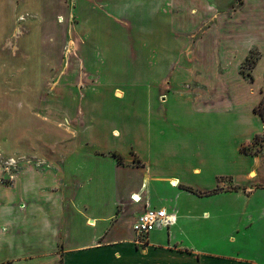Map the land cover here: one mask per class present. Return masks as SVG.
Returning a JSON list of instances; mask_svg holds the SVG:
<instances>
[{
  "label": "crops",
  "instance_id": "1",
  "mask_svg": "<svg viewBox=\"0 0 264 264\" xmlns=\"http://www.w3.org/2000/svg\"><path fill=\"white\" fill-rule=\"evenodd\" d=\"M38 1L41 0H34L35 11ZM20 3L0 0V40L18 19L16 5L23 6L22 11L26 13L31 12V0H20ZM249 3L252 0H244L237 10L243 13ZM263 4L264 0L257 5ZM70 5L76 19L73 28L81 44L80 54L85 61H94L90 67L97 84L92 88L98 87L97 81L111 82L108 91L112 102L123 103L133 85L141 84L149 87L148 100L139 103V110L129 112L132 106L129 107L125 112L128 115L123 114V118L103 121L86 117L84 109L78 108L83 115L77 120L76 140L71 150L63 147L62 151L70 152L66 157L71 175H67L63 187L71 188L72 194L63 198L62 206L60 197L54 194L53 185L57 183L53 184V176L49 182L44 174L31 170L24 176L32 175L35 180L18 177L11 188L0 183V198L13 196L12 205L16 210L12 220L0 225V235L12 238L15 234L20 239L19 219H25L28 231L27 252L2 254L0 245V264H264V148L257 154L242 152L264 135V123L254 112L263 97L264 67L259 68L264 53L260 52V59L252 69V75L260 70V91L255 98L243 100L240 96L244 91L229 82L220 65L211 69L203 67L205 59L200 49L208 37L197 36L195 28L202 22L220 29L217 23L227 14L210 0H70ZM197 18L200 20L196 21ZM150 44L173 47L163 46L161 52L146 51V45ZM181 45L186 49V59L182 54L176 57L171 53L175 51L174 46ZM24 46L26 70L21 75H38L40 68L32 66L38 58L37 49L33 52L27 43ZM150 59L161 61L158 72L147 67ZM117 73L124 75L120 78L130 76L129 82L114 81ZM240 75L246 83L247 78L241 72ZM117 90L123 93L124 99L114 97ZM184 93L190 96L189 101L176 99ZM134 131L141 135L140 149L128 138ZM112 139L122 140L126 149L112 144ZM230 145L235 146L234 151L229 150ZM132 150L140 157V166L133 165L129 156ZM102 167L109 168L110 172L103 173ZM119 170L140 171L135 175L137 184H121L118 175L114 176ZM97 186L103 187L104 196L92 202L88 195ZM186 188L193 189L194 193ZM183 199L192 207H186ZM1 201L0 209L10 203ZM234 201L237 207L229 209L228 202ZM97 202L101 206L108 204L111 211L100 210ZM218 203L222 204L213 206ZM147 206L166 208L169 214L176 215V223L153 232L146 247L134 244L133 226L132 243H112L114 239H121L117 219L137 208L136 221ZM68 211L72 212L70 217ZM223 213H237L238 218L248 222L228 234L234 246L218 251L214 230L210 229L217 225ZM72 218L89 228L92 235H78ZM115 220L117 225L108 237ZM101 223H105L102 229ZM60 227L64 234L61 247L64 253L57 261L55 235ZM163 232L168 234L167 242L152 245V236ZM189 233L205 237L207 242L182 239ZM105 236L107 243L100 245L99 240Z\"/></svg>",
  "mask_w": 264,
  "mask_h": 264
},
{
  "label": "rangeland",
  "instance_id": "2",
  "mask_svg": "<svg viewBox=\"0 0 264 264\" xmlns=\"http://www.w3.org/2000/svg\"><path fill=\"white\" fill-rule=\"evenodd\" d=\"M210 1L216 7L226 11L227 14H224L226 17L217 23L220 25L218 31L215 26L209 27L208 24L203 25L202 22H198L195 28L197 36L208 37L207 43L200 49L203 53L202 58L205 59L203 67L211 69V67L218 68L220 65L229 82L244 91L241 96L239 93L240 98L243 100L250 96L255 98L260 91L258 76L260 74L259 69H261V66L264 67V61L260 68L255 71V74L253 73V76L256 77H254V83H251L248 78L244 83L240 75L242 70L240 65L249 51L253 50L256 53L255 56H260V52L264 53V4L260 8L257 4L262 0H252V3L245 7L243 13L238 11L239 9L237 10L238 7L235 13L234 9L238 6V0ZM15 2L21 5L20 0H15ZM16 7L18 19L12 27L4 32L0 40V183L11 188L15 185L18 177L23 176L22 180H35L32 175L31 177L24 176L26 175L25 172L31 170L44 174V178L49 182L52 180L51 176H53L55 181L53 184L57 183L53 185L54 194L56 193L60 197L62 206L63 198L72 195L71 188L63 187V181L67 175H71L67 170L68 159L66 157L70 152L63 153L62 151L65 150L63 147L66 150H71L73 142L76 140L77 120L83 115L82 110L78 108L82 107L86 117L94 120L103 121L104 119L123 118V114H125L124 116L128 115L125 112L131 106L132 109L129 112H132L133 109L135 111L139 110V107L141 108L139 103L148 100L146 92L149 87L141 84L133 85V88L128 91L126 100H124L126 102L122 101L123 103L112 102L108 91L111 82L104 83V85L102 81H97L100 82L98 87L92 88L97 84L95 83L96 76L93 74L92 67H90V64L92 65L94 61H85L80 54L81 44L77 41L75 28H73L76 19L71 13L70 0H41L38 1L36 11L34 0H31L32 10L30 13L22 11L23 6L19 8L16 5ZM17 17L15 15V18ZM60 17H62L61 22ZM258 20L262 22L259 23ZM26 43L33 52L37 49L38 58L33 60L35 63L32 66L36 69L40 68L38 75L23 73L21 75V72L26 70L25 60H23L27 53L24 46ZM163 46L165 49H172L173 47V45L150 44L146 45V51L161 52ZM174 47L175 51L171 53L175 54L176 57L182 54L183 58L186 59L187 53L183 45L180 48L179 46ZM135 62L139 63L137 60ZM165 63L168 64L170 61ZM146 64L155 72H158V68L161 67V61L156 59H150ZM244 70L249 72L250 67L246 66ZM121 71L119 70V72ZM114 76L116 77L114 81L118 79L129 82L130 80V76L126 78H120L124 76L122 74ZM132 78L134 79L135 76L133 75ZM263 85L264 83L262 89ZM153 89L157 90L158 87ZM251 90L254 91L252 94L250 93ZM184 94L186 95H178L176 99L189 101L190 96H187V93ZM114 97L120 99L123 97V93L117 90ZM67 102L68 105H72L74 108L67 107ZM130 135L129 140L139 148L142 143L141 135L135 134V131ZM110 142L118 144V148L122 150L126 149V144L122 140L112 139ZM263 146V136H260L252 144L244 147L242 152H244V149L249 152H256ZM234 148L235 146H229V150L234 151ZM129 156L134 161L133 165L140 166V157L134 150ZM101 170L103 173L104 171L110 172L107 167H102ZM125 171H116L114 176L118 175L117 180L121 184L136 185L137 177L135 175H139L140 171L135 173ZM123 189L126 188L123 187ZM85 192L86 195L87 188ZM12 195L15 194L12 193ZM103 196L104 189L102 186H97L93 194L88 195L92 202L98 201L100 197L102 199ZM2 199H5V202L10 201V203L0 209V225H3L7 220H12L16 214V210L12 205L14 197L8 194L6 198H0L1 203H3ZM185 200H182L184 205L192 207V204L187 203ZM221 204L218 203L213 206ZM223 204L226 205L224 202ZM97 205L105 213L111 211L108 204L101 206L97 202ZM237 205L236 201L228 202L229 209H231V206L236 208ZM135 211H137V208H135ZM134 212L117 219L119 220L117 224L120 223L118 229H120L121 239H114L111 241L112 243L119 241L132 243V226L135 222ZM71 215L72 212L68 211V216ZM60 217L63 220L62 214ZM72 222L78 235H85V237L92 235L89 228L81 226L79 220L72 218ZM115 222L116 220L112 223L113 226L109 228L108 237L114 230L112 227L114 228L117 225ZM247 222V219L238 218L237 213L233 215L223 213L217 225L210 229L214 230L213 239L218 251L229 250L234 246L233 243L230 244L231 240L228 239V234L233 232L236 226ZM90 224L95 226L94 223ZM104 225L105 223H101V229ZM17 227L20 230V239L14 237L15 234L12 238H5L4 236L2 238V235H0V245L3 246L2 254L19 255L22 251L27 252L26 236L28 231L26 230L25 219H19ZM55 236L57 249L54 254L57 261H60L64 253L63 248H61L64 245V234L61 232V227L57 230ZM106 239V236L103 237L99 240V244H106L108 241ZM182 239L193 243L207 242L205 237L192 236L190 233L185 234ZM166 240H168L167 233L154 234L151 238V244L155 246L165 244Z\"/></svg>",
  "mask_w": 264,
  "mask_h": 264
},
{
  "label": "built area",
  "instance_id": "3",
  "mask_svg": "<svg viewBox=\"0 0 264 264\" xmlns=\"http://www.w3.org/2000/svg\"><path fill=\"white\" fill-rule=\"evenodd\" d=\"M175 223L176 215L169 214L166 208L147 206L133 225L135 234L134 244L138 247H146L150 242V236L153 232L163 228H170Z\"/></svg>",
  "mask_w": 264,
  "mask_h": 264
},
{
  "label": "trees",
  "instance_id": "4",
  "mask_svg": "<svg viewBox=\"0 0 264 264\" xmlns=\"http://www.w3.org/2000/svg\"><path fill=\"white\" fill-rule=\"evenodd\" d=\"M244 2V0H238V6L235 7L234 10H236L237 7H239L240 5H242ZM255 52L254 51H251L250 55L248 56V58L246 59V61L244 62V64L242 65V70H241V74L246 77V78H249L251 81H254V76L252 75V69L255 68L258 60L260 59V56H255ZM246 66H249L250 67V71L249 72H245L244 70V67ZM262 94H263V97L260 101V103L258 104V106L255 107L254 109V112L256 114H258L260 116V118L262 119L263 123H264V87L262 89ZM263 141H264V135H263ZM264 148V146H263ZM263 148H260L263 149ZM260 150L256 151V152H249L247 150L244 149V152L246 154H257ZM116 156V155H114ZM119 161L122 162V158L121 157H118ZM186 190L188 191H191L194 193L193 189H190V188H186Z\"/></svg>",
  "mask_w": 264,
  "mask_h": 264
},
{
  "label": "bare ground",
  "instance_id": "5",
  "mask_svg": "<svg viewBox=\"0 0 264 264\" xmlns=\"http://www.w3.org/2000/svg\"><path fill=\"white\" fill-rule=\"evenodd\" d=\"M173 184L174 185H176L177 183H175V181H173ZM173 184H172V186H173ZM138 196H136V200H138V198H137ZM139 201V200H138ZM91 225V224H90ZM92 227H94V225H91Z\"/></svg>",
  "mask_w": 264,
  "mask_h": 264
}]
</instances>
